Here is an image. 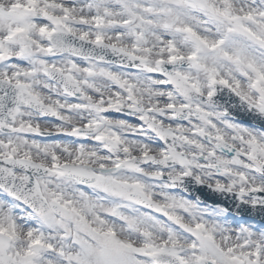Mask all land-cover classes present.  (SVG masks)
Segmentation results:
<instances>
[{
	"label": "snow or ice",
	"instance_id": "snow-or-ice-1",
	"mask_svg": "<svg viewBox=\"0 0 264 264\" xmlns=\"http://www.w3.org/2000/svg\"><path fill=\"white\" fill-rule=\"evenodd\" d=\"M0 264H264V0H0Z\"/></svg>",
	"mask_w": 264,
	"mask_h": 264
}]
</instances>
